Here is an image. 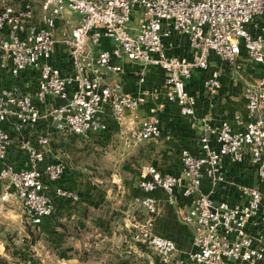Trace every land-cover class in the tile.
I'll return each mask as SVG.
<instances>
[{"label":"built area","instance_id":"2783aa9c","mask_svg":"<svg viewBox=\"0 0 264 264\" xmlns=\"http://www.w3.org/2000/svg\"><path fill=\"white\" fill-rule=\"evenodd\" d=\"M25 0L20 6L2 0L0 6V69L14 76L28 69L38 71L34 93L19 92L14 86L0 87V180L7 181L21 200L28 219L40 224L54 213L55 197L78 200V194L58 185L65 164L52 160L45 146L50 137L26 138L21 148L27 166L10 163L13 138L6 124L14 120L18 129L51 119L57 129L86 137L108 128L107 110L123 119L146 101V92L133 95L120 81L106 78L123 71L124 59L167 72L162 89L180 112L196 116L197 98L187 87L194 70L211 68V56L221 64L241 68L246 55L261 68L260 78L245 89L249 120L235 129L228 120L219 127L205 121L200 135V153L182 150V174H166L153 164L141 168L140 187L147 193L135 201L148 213L156 214L160 201L151 192L162 189L169 203L177 201L176 188L194 196L193 207L181 219L196 226L192 249L183 251L170 237L153 233L150 222L138 228L134 238L157 253L158 264H254L264 261V245H258L248 227L259 215L262 192L250 189L244 204L216 201L201 191L204 178L217 184L223 160L229 156L242 163L249 158L264 179V0ZM70 13L80 15L77 24L64 27L56 36L58 22ZM64 22V23H65ZM188 37L195 50L189 59L171 55L173 33ZM107 39L112 46H102ZM67 50L72 72L64 74L51 62L56 45ZM140 81H145L141 71ZM205 87L216 94L221 86V69H213ZM52 98L60 101L55 103ZM128 136L136 141H157L162 136L160 116L151 114L140 127L129 123ZM53 190V192H51Z\"/></svg>","mask_w":264,"mask_h":264},{"label":"crops","instance_id":"0c3cea01","mask_svg":"<svg viewBox=\"0 0 264 264\" xmlns=\"http://www.w3.org/2000/svg\"><path fill=\"white\" fill-rule=\"evenodd\" d=\"M22 3L21 1L13 4L20 6ZM33 3L37 12H40L39 0ZM66 20L67 22L63 20L58 22L56 29L58 38L65 26L71 27L78 23L80 15L67 14ZM173 42L174 45L168 49L169 54L189 59L194 57L195 50L190 46L187 36L175 32ZM112 45L113 43L107 39L102 43L104 47ZM211 60L210 69L194 70L191 78L187 80L189 91L197 98V112L193 117L183 115L179 105L168 100L162 89L168 75L165 70L146 67L143 63L124 59L121 61L124 65L123 71L108 76L107 82L120 81L124 91L133 95L146 92L147 98L138 109L127 110L123 119H117L110 110H107L104 113L108 125L106 132H92L86 137H81L62 132L48 118H42L34 127L21 130L17 128L14 120L9 121L6 127L13 138V144L9 149L7 160L19 168L27 166V153L21 148V142L26 138L36 141L38 135H48L50 142L45 149L49 157L52 160L63 161L66 166L58 185L75 191L79 198L74 202L58 198L54 213L44 217L40 224L34 225L29 221L26 210L14 189L7 181L0 180V257L5 259L7 257L13 264L33 263L32 257L27 253L35 240V235H32L35 228L53 247H57L62 256V260L58 259L59 263L66 264L68 259L69 263L87 264L88 262L80 261L75 253L74 257L69 255L68 252L81 250L83 242L68 237V231L61 226L62 223L74 219L85 225L92 220L98 227L105 223L107 226L105 214H100L99 208L112 199L114 185L119 188L118 195L122 204L126 203L129 205L128 208L133 205L141 206L135 198L147 194L139 185L142 166L153 164L163 173L181 175L182 150L188 148L195 154L200 153L199 138L204 132L205 121L214 127H219L223 120H228L235 129H242L249 120L244 93L250 82L243 80L239 70L241 68L253 70L252 81L255 82L260 78L261 68L246 55L241 57V68L238 69L221 64L215 56H211ZM52 62L60 66L64 74L72 72L67 50L61 42L56 45ZM213 69H221L222 86L216 94H211L204 84ZM141 71H145L143 83L140 81ZM37 82L38 71L35 69H28L18 76L0 69V87L14 86L19 92L34 93ZM52 99L55 103L60 101L58 98ZM153 113L160 116L162 136L157 141L143 142L130 138L127 130L129 123L140 127L141 123ZM98 147L104 148V151L99 150ZM103 155L105 162L101 159ZM222 175L224 178L216 185L208 178H204L200 192L210 195L216 201L244 204L250 199V189L258 188L263 194L261 210L250 223L248 232L258 245H264V179L258 176L257 168L250 163L249 158L238 163L229 156L223 160ZM150 195L160 201L158 212L153 214L152 221L149 220L153 233L174 239L183 251L192 249L196 226L184 222L181 213L193 207L195 197L185 196L182 187L176 188L175 203L166 200V194L162 189H156ZM132 216L135 219V215ZM128 224L126 225L129 227ZM98 227L96 230L99 229ZM134 233L130 237L135 242L137 240L134 238ZM128 238L129 234L126 230L122 242L129 243ZM137 242L139 245L142 243ZM23 252L25 256L20 259L18 256ZM150 262L158 264L159 259L157 257V263ZM118 264H129V260L118 261ZM254 264H264V261H257Z\"/></svg>","mask_w":264,"mask_h":264},{"label":"rangeland","instance_id":"374dc122","mask_svg":"<svg viewBox=\"0 0 264 264\" xmlns=\"http://www.w3.org/2000/svg\"><path fill=\"white\" fill-rule=\"evenodd\" d=\"M21 1L24 2L25 0H5V2H13L14 4H18ZM30 1L35 2L36 0ZM60 38L61 34L59 39ZM239 73L242 75L243 80H246L248 83L250 82V84L253 83V70L249 71L246 70V68H241ZM106 130L104 131L106 132ZM98 148L99 150L104 151V148ZM101 159L103 162H105L104 155ZM113 190L114 192L112 199H109L103 206L99 208V211H101L100 214H105L107 226L105 223L99 225L100 227H98L93 223L92 220L85 225H81L79 221L74 219L65 221L66 228L64 229L68 231L67 236L74 237V239H80L83 242L81 250H77V252L75 251L72 253L68 252L69 255H71V257L73 255L74 257L75 253L78 255L80 261L88 262L87 264H118V261L125 259L129 260V264H153L150 261H157V253L154 251V249L146 246L144 243L139 245L137 241L134 242L131 238L132 233L137 231L135 230L136 228H140L145 225L147 221L153 220V214L148 213L142 206L139 205H133L132 207L128 208L129 205L126 203L122 204L120 202V196L118 195L119 188L114 185ZM132 215H135V219L132 218ZM127 223H129V227L126 225ZM97 227L99 228L98 230H96ZM33 230L34 234L32 235H35V240L33 243H31V249L28 250L27 253L33 259V263H31L61 264L58 262V259L62 260V256L57 250V247H53V245H51L46 238L41 236L37 229L34 228ZM126 230L129 234V243H126L125 241V243L122 242V240L125 239ZM24 253L25 252H23V254L19 255L18 257L23 259L25 256ZM67 260L68 259H66V264H74L69 263ZM0 262H2V264H13L9 262L7 257L6 259L0 257Z\"/></svg>","mask_w":264,"mask_h":264},{"label":"trees","instance_id":"16d2710c","mask_svg":"<svg viewBox=\"0 0 264 264\" xmlns=\"http://www.w3.org/2000/svg\"><path fill=\"white\" fill-rule=\"evenodd\" d=\"M0 4H1V0H0ZM1 6V5H0ZM51 192H53V190H51ZM58 198H61V197H55L54 198V200H55V204H56V200L58 199ZM63 199H65V198H63ZM65 200H68V199H65ZM70 201V200H69ZM61 226L63 227V228H66V224H61Z\"/></svg>","mask_w":264,"mask_h":264}]
</instances>
